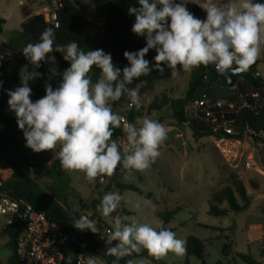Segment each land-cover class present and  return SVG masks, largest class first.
I'll list each match as a JSON object with an SVG mask.
<instances>
[{
	"label": "clouds",
	"instance_id": "obj_1",
	"mask_svg": "<svg viewBox=\"0 0 264 264\" xmlns=\"http://www.w3.org/2000/svg\"><path fill=\"white\" fill-rule=\"evenodd\" d=\"M139 7L130 6L134 15L132 32L144 37L146 46L138 51L123 53L128 65L117 67L112 55L103 49L85 52L78 42L55 44L54 28H46L39 42L27 44L22 54L33 70L21 72V86L7 90L10 111L15 113L18 128L23 132L26 147L35 153L52 151L62 170L83 173L88 183L112 176L122 164L129 174L133 170H147L160 156V147L167 139V129L155 119L144 117L140 126L125 121L113 112L110 102L127 95L130 105L141 108L139 88H130L135 78L150 74L155 69L163 73L165 67L176 77L179 72H190L200 66L214 65L221 75L232 76L246 72L258 59L264 44V3L254 0H234L225 4L206 0L199 5L206 11L201 20L187 9V0H138ZM56 27H59L58 25ZM55 45V46H54ZM155 49L154 64L145 59ZM61 53L70 67L62 73L56 67L55 55ZM3 56H0V60ZM48 62V80L45 95L35 102L29 82L43 74L37 71ZM101 70L93 83L89 73L93 67ZM60 76L57 87L51 80ZM3 81H0L2 87ZM122 126L126 143L121 152L113 130ZM122 196L119 192L106 193L97 206L103 217L116 212ZM3 203H8L7 198ZM137 208L140 204L137 203ZM6 212L0 207V214ZM126 215H118L113 231L106 240V253L115 257L112 264L133 253L146 250L156 260L169 252L177 256L186 254V242L177 238L170 229L157 230L148 223ZM73 226L80 230L99 232L97 222L87 216L73 218ZM81 264H104L97 256L81 255ZM127 264H134L128 260Z\"/></svg>",
	"mask_w": 264,
	"mask_h": 264
},
{
	"label": "rangeland",
	"instance_id": "obj_2",
	"mask_svg": "<svg viewBox=\"0 0 264 264\" xmlns=\"http://www.w3.org/2000/svg\"><path fill=\"white\" fill-rule=\"evenodd\" d=\"M73 1L86 17L93 18L109 0ZM58 2L59 0H0V17L7 21L4 32L0 33V56L10 66V83L5 90L8 99L7 90L19 87L15 82V75L21 77V72H27L28 69L25 64L18 62L17 53L8 49V37L21 30L24 8L30 9L34 15L42 14L46 17L56 9ZM256 61L259 62L257 70L264 80V44L261 45ZM192 71L181 70L172 79L159 80L149 88L139 90L142 105L140 110L130 105L127 95L119 107L112 109L119 115L135 112L137 116L134 124L137 127L144 117H149L159 121L167 129V139L160 147L161 154L155 163L143 172H132L123 180L125 184L136 187L137 191H120L114 186L107 190L109 180L97 186L96 183H88L83 173L62 170L55 155L59 146L52 151H42L43 160L35 169L15 159L1 161L2 179L9 180L13 177V161L20 171L35 179L46 194L57 200L61 207L81 214L96 211L106 193L119 192L122 196L121 202L133 213L128 216L130 219L126 223L135 219L140 223H148L157 230L165 227L185 242L189 237H195L204 244L206 264H264V153L258 157L263 174L254 170H242L236 175L252 197L251 207L240 213L230 212L224 217L212 216L209 213L211 193L228 184L233 172L216 150L212 138L196 139L190 127L174 119L170 107L155 109V105L160 104L165 97H184ZM98 201L95 209L94 205ZM137 203L140 204L139 208L136 207ZM222 208L229 207L223 204ZM175 209L177 212L168 224H164L158 217L159 213ZM109 224L113 227L112 223ZM5 225L7 218L0 216V264H8L12 255L4 233ZM225 244L230 246L226 254L223 251ZM247 257L250 261L245 259ZM187 259L189 264H202V261L194 257L187 258L186 254L177 256L171 252L161 260L150 256L133 261L134 264H186Z\"/></svg>",
	"mask_w": 264,
	"mask_h": 264
},
{
	"label": "trees",
	"instance_id": "obj_3",
	"mask_svg": "<svg viewBox=\"0 0 264 264\" xmlns=\"http://www.w3.org/2000/svg\"><path fill=\"white\" fill-rule=\"evenodd\" d=\"M230 1L232 0H214L213 3L225 4ZM175 2L180 3L181 0H175ZM205 2L206 0H187L186 6L195 17L203 20L206 16V11L199 5ZM254 2L264 3V0H254ZM130 6L139 7L138 0H109L101 7L95 17L88 18L81 12L78 5L73 0H59L56 10L59 21L58 28L55 27L54 23L47 22L44 15H34L30 9L24 8L22 10L24 22L21 25V30L14 32L8 37L7 47L10 51L18 54V62L28 67L27 72L32 71V65L26 60L22 54V50L29 43L34 44L39 42L41 33L46 28L52 27L55 31V44L63 45L71 41H76L85 52L103 49L106 53L112 55L113 63L117 67L123 69V67L128 65V61L125 59L123 53L126 50L135 52L146 46L145 38L137 36L131 30L135 22V17L128 13V8ZM6 23V19L0 17V33L4 32ZM49 55H55L56 67L59 72L62 73L65 69L70 67L69 62L63 59V54L50 53ZM155 55V49H150L146 54L145 59L150 62V65L155 63ZM258 64L259 62L256 61L247 70L246 76H237L232 84H228L227 80L217 73L214 65H209L207 67L202 65L195 68L191 72V79L184 97L178 99L165 97L160 104L155 105V109L170 107L174 119L178 123L190 127L194 137L200 139L211 137L212 130L210 125L203 119L202 115L193 117L188 111L190 104L197 97L204 93L210 95L215 93L221 98L238 101L241 96L246 97L250 94H258V99H252L251 97L247 98L255 109H241L237 114H233L231 118L240 128L249 125L256 131L264 132V80L260 76H255L256 72H258ZM48 68V62L42 63L37 71L43 75L29 82V86L33 92L30 98L33 102L45 95L44 85L49 76ZM100 72L101 70L94 66L89 73L93 83L100 77ZM172 78L171 69L167 67H165L163 73L153 69L150 74L135 78L133 83L128 85V87H138L139 90H145L156 81L169 80ZM60 80V76L54 77L51 80L52 86L54 88L57 87ZM0 81H3L2 87H0V162L15 159L29 168H38L43 160V153H35L25 146L26 141L23 132L18 128L15 113L9 109V99L5 94V90L10 83V66L6 60H2L0 64ZM15 82L18 86H21V79L18 75H15ZM124 100L125 95L118 101L110 102V106L112 109H116ZM128 116L130 122L134 124L137 116L136 113L131 112ZM121 135V130L114 129L112 139L118 142ZM11 165L14 170V175L11 179L4 180L0 174V191L9 193L14 199H24L28 201L35 207L44 210L47 215L59 220L65 226L73 223V218L77 219L82 215L81 213H74L61 207L57 200L52 199L46 194L35 179H32L29 175L20 171L13 161ZM132 172L136 171L133 170ZM129 175L130 174L123 169L122 164L118 165L112 176L103 177L104 181L109 180L107 190H109L111 186H114L120 191H137L138 189L133 185L124 183V178ZM236 175L237 174L232 173L228 184L212 191L210 215L224 217L230 212L240 213L247 211L251 207L252 197L248 194L244 183ZM99 179L100 178H97L96 181L97 186L101 184ZM253 186L257 188L254 183ZM97 204H99V201L94 205L95 209ZM223 204H227L229 208H222ZM119 205L122 206L121 215L131 216L133 214L125 208L122 202H120ZM176 212L177 209L167 213H159L158 217L164 224H168L173 219ZM24 230L25 225L23 222L4 226V233L8 238V247L12 251L8 264H19L16 255V244ZM186 249L187 258L194 257L202 261V264H206L204 255L205 247L200 240L195 237H189L186 241ZM229 249V244H225L223 247L224 253L226 254ZM93 250L99 257L104 259L107 264H112V261L115 259V257L108 255L102 248L96 245L93 246ZM148 257H150L148 252L142 250L139 254L133 253L131 256L123 257L119 260L118 264H127L128 260L133 261L137 258ZM245 259L250 261L248 257ZM186 264H189L188 259ZM218 264L223 263L219 262ZM250 264H252V262H250Z\"/></svg>",
	"mask_w": 264,
	"mask_h": 264
},
{
	"label": "built area",
	"instance_id": "obj_4",
	"mask_svg": "<svg viewBox=\"0 0 264 264\" xmlns=\"http://www.w3.org/2000/svg\"><path fill=\"white\" fill-rule=\"evenodd\" d=\"M57 8L58 5L45 17L46 21L54 23L55 27L59 26ZM255 76H260V73L256 72ZM248 97L258 99L259 95L241 96L238 101H235L221 98L215 93L212 95L204 93L197 97L188 108L193 117L202 115L210 125L212 130L210 138L216 150L231 171L237 175L242 170H254L263 174L258 157L263 153L264 132L256 131L249 125L240 128L231 118L241 109H255L253 104L247 100ZM120 116H123L126 122L131 123L128 115ZM116 130L122 131L118 144L123 152L126 134L122 126ZM5 198L8 200L6 205L3 203ZM0 207L6 209V212L0 216L7 218V225L18 222H23L25 225V230L16 244L19 264H81V255L97 256L98 260L107 264L94 252L93 246L96 245L106 252L108 247L115 246L117 243L113 241L112 245H107L106 240L114 230L109 223L114 224L115 218L121 215V205L109 217H103L98 207L94 212L82 214L97 222L99 229L97 233H92L90 230L80 231L73 226V223L65 226L56 218L47 215L41 208L35 207L24 199H14L7 192L0 191Z\"/></svg>",
	"mask_w": 264,
	"mask_h": 264
},
{
	"label": "water",
	"instance_id": "obj_5",
	"mask_svg": "<svg viewBox=\"0 0 264 264\" xmlns=\"http://www.w3.org/2000/svg\"><path fill=\"white\" fill-rule=\"evenodd\" d=\"M218 73V72H217ZM219 74V73H218ZM220 76H222L223 78H225L226 80H227V82H228V84H232L233 83V81L237 78V76H246L247 75V71L246 72H243V73H241V74H238V75H234V76H232L231 74H229L228 76H226V75H221V74H219Z\"/></svg>",
	"mask_w": 264,
	"mask_h": 264
},
{
	"label": "crops",
	"instance_id": "obj_6",
	"mask_svg": "<svg viewBox=\"0 0 264 264\" xmlns=\"http://www.w3.org/2000/svg\"><path fill=\"white\" fill-rule=\"evenodd\" d=\"M233 1V0H232ZM231 2V1H230ZM20 4L23 6V4H22V1H20ZM204 19H206V16L204 17ZM203 19V20H204ZM24 22V20L22 21V23ZM18 55V54H17ZM259 65V64H258ZM258 68V67H257ZM258 71V70H257ZM260 77H261V75H260Z\"/></svg>",
	"mask_w": 264,
	"mask_h": 264
}]
</instances>
